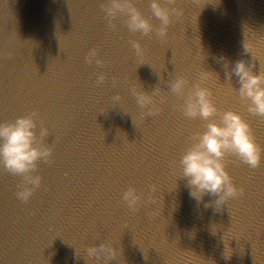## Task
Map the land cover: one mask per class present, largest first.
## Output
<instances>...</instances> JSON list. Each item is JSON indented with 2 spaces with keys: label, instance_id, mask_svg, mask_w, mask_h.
<instances>
[{
  "label": "water",
  "instance_id": "obj_1",
  "mask_svg": "<svg viewBox=\"0 0 264 264\" xmlns=\"http://www.w3.org/2000/svg\"><path fill=\"white\" fill-rule=\"evenodd\" d=\"M211 1L177 0L184 15L161 40L129 32L122 17L109 27L107 0H0V122L38 112L54 149L27 203L16 196L22 177L0 169V264H103L84 251L102 243L121 252L112 264H169L189 119L167 83L196 82ZM134 3L159 27L149 0ZM92 49L102 67L85 62ZM130 83L160 89L158 115L142 117ZM151 185L156 203L129 210L124 192L146 199Z\"/></svg>",
  "mask_w": 264,
  "mask_h": 264
},
{
  "label": "clouds",
  "instance_id": "obj_2",
  "mask_svg": "<svg viewBox=\"0 0 264 264\" xmlns=\"http://www.w3.org/2000/svg\"><path fill=\"white\" fill-rule=\"evenodd\" d=\"M149 2L153 16L159 21V27H154L135 6L134 0H107L102 10L109 27H115L113 22L122 17L129 32L140 33L145 37L155 33L163 40L168 36L173 18L183 16V10L173 6L177 0H149ZM245 40L243 48L245 54H251L252 63L243 59L232 63L223 56L214 58L223 63L228 81H232L233 77L237 78L239 88H234L248 112L264 117V71H261V68L259 74L255 71V61L258 60L253 56L250 45L246 44ZM129 43L136 56L142 59L144 49L141 43L139 41ZM98 55L96 49L90 50L85 62L102 67L103 61ZM207 58L204 55L203 63ZM213 73L215 72L203 69L198 73L195 83L180 75L170 80L167 87L172 95L183 100L179 110L185 118L207 122L203 131H198L190 137L189 146L182 152L177 162L180 179L186 181L189 197L192 200L197 204L204 203V197L210 195L216 199L204 203V207L214 206L216 211H220L228 200L240 194L227 171L225 158L236 157L255 169L264 163V150L257 145L251 126L238 112L220 111L217 108L212 99V92L207 86L212 80ZM105 82L106 76L100 74L96 81L97 86H102ZM112 85L118 87L120 81L113 77ZM128 91L135 98L142 117L159 114L160 107L156 98L160 97V103L165 102V98L160 96L159 88L149 93L144 87L130 83ZM111 101L114 106H119L122 104V97L114 95ZM39 119V113L32 112L11 122H0V169L13 176L22 177L16 196L25 203L42 185L43 177L37 174L40 162L53 163L54 149L47 143L50 132L42 122L38 124ZM133 122L136 124L134 118ZM156 191V186L151 185L145 199L144 194L130 187L122 198L129 210L135 212L141 206L154 205ZM84 251L87 257L102 261L103 264L117 262L121 255L120 250L110 243L87 247ZM76 258L78 259L77 254Z\"/></svg>",
  "mask_w": 264,
  "mask_h": 264
}]
</instances>
